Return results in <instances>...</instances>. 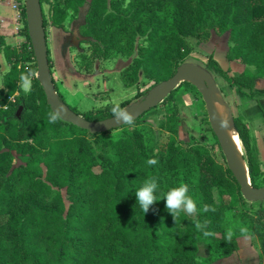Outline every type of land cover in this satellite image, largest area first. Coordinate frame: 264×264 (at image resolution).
Listing matches in <instances>:
<instances>
[{
	"label": "trees",
	"instance_id": "16d2710c",
	"mask_svg": "<svg viewBox=\"0 0 264 264\" xmlns=\"http://www.w3.org/2000/svg\"><path fill=\"white\" fill-rule=\"evenodd\" d=\"M42 1L39 0L40 9ZM65 1L76 12L85 0ZM161 1L170 7V24L161 19L150 26L145 23L143 27L142 17L137 23L144 31L146 27L150 28L146 38L150 55L136 62L141 61L142 67L156 65L160 69L155 83L174 73L177 53L186 46L182 36L223 24V28L236 31V44L245 50L243 60L254 57L259 61L258 66L256 72L246 68L228 75L215 61L212 65L228 85L247 89L248 96L252 97L254 80L264 70V0ZM113 4V0H88L81 33L99 39L109 28L107 25H114L109 38L117 37L119 31L126 35V30L130 29L126 25L130 14L119 12L122 16L112 11ZM128 6L126 4L124 10L127 11ZM21 12L24 16V9ZM138 12L140 10L132 15ZM41 18L44 28L42 9ZM24 35L28 40L26 26ZM112 44L114 41L109 46ZM28 48L21 56L28 67L20 71L16 64L18 53L5 44L0 35V56L8 62L12 56L16 58L3 73L0 83V205L7 209L16 207V212L11 211L9 215V227L5 232L8 243L0 249V264L7 256L11 258V264H218L214 263L217 258L229 256L236 243L234 235L231 240L227 239L223 213L242 200L229 170L214 164L208 157L202 158L198 147L181 146L172 139L157 151H151L143 144L137 128L124 130L127 124L119 127L123 130L120 133L109 130L90 134L66 121L48 123L50 109L35 77H32L30 92L23 93L20 89L21 74L28 70L35 73L29 40ZM226 58L232 59L229 55ZM47 65L49 71L48 58ZM51 83L56 90L52 78ZM11 96L14 101L21 98V123L10 117L16 106L9 100ZM56 96L64 102L58 92ZM38 101L40 103H36ZM7 104L10 105L8 109L2 108ZM126 104L127 100L120 103L121 107ZM112 106L108 104L81 112L68 107L84 119L94 121L111 116ZM140 116L134 123L140 122ZM231 120L246 152V127L235 117ZM85 134L100 143L102 152L98 156L103 161L99 172H92L87 163L88 158L92 159V151ZM9 150L27 157L23 165L14 167L6 176L11 161ZM149 159H156L158 163L150 166L147 164ZM41 162L46 166L45 179L51 184L73 185L82 181L75 189L68 187L71 203L64 217L60 214L63 206L58 195L52 196L50 201L38 195L48 189L39 178ZM246 163L250 185L260 187L253 179L247 157ZM150 178H155L158 183L155 195L159 201L144 213L137 203L136 191ZM182 184L188 185L192 197L202 201L194 218L180 214L174 220L166 209L164 198L170 189ZM212 187L217 189L219 198L226 200L223 205H211ZM21 188L23 194L17 195ZM205 205L215 210L204 212ZM238 217L242 228L247 229L244 233L258 238L264 264V207L252 214L243 212ZM195 220L206 223L205 230L215 235L205 237L203 231L196 229ZM199 241L208 248V254L200 260L194 257Z\"/></svg>",
	"mask_w": 264,
	"mask_h": 264
},
{
	"label": "rangeland",
	"instance_id": "374dc122",
	"mask_svg": "<svg viewBox=\"0 0 264 264\" xmlns=\"http://www.w3.org/2000/svg\"><path fill=\"white\" fill-rule=\"evenodd\" d=\"M133 2L132 5L131 0H113L114 8L112 11L121 12L124 15L130 14L126 25L132 30L131 32L130 29L128 32L126 30V35L119 31L120 34L114 39H112L114 35L112 38H109L108 35H111L115 29L114 25H107L109 28L104 31L99 39L96 36L81 33L88 0H85L76 12H73V8L67 5L65 0H43L41 2L45 19L44 32L49 72L51 76H54L55 89L56 84L62 85L60 91L54 90V93L58 92L68 106L74 107L80 112L97 109L107 103L118 102L120 104L124 100H127L125 106H128L137 103L139 98L144 96V91L155 84L160 69L156 65H144L142 67L141 61L139 64L136 62V60L143 58L147 59L150 55L146 41L150 28L146 27L144 31L143 28L138 27L137 23L141 21L142 17L143 27L145 23L146 26H150L154 21L161 19L162 22L165 21L170 24V7L161 0H134ZM126 4H129L127 11L124 10ZM11 7L16 13V33L19 40L10 47L14 48L18 55L17 59L12 56L9 62L3 55L0 56V83L1 75L8 70L10 63L15 59L20 71H23L27 66V63L21 60L23 50L29 49L28 40L24 35L25 16L21 12L24 9V0H11ZM107 9L110 10L109 7ZM138 10H140L138 14L132 15V12ZM221 25L215 24L203 31L195 30L189 35L182 36L186 46L177 53L178 60L173 69L175 71L179 65L187 64L204 71V81L210 85L213 93L225 105H223V111L220 112L226 111L225 114L230 112L231 119L235 117L245 125L248 148L245 152L241 146L240 153L245 164L244 172L248 176L247 157L253 172V179L261 187L264 182V158L261 156V151L264 150V140L258 139L255 133L251 136L248 127L251 126V129H256L264 126L263 119L254 121L257 115L262 114V112L264 114V70H261L259 76L254 80L252 97L248 96L247 89L239 90L235 86H230L219 76L212 65V61H215L228 75H235L246 68L256 72L257 62H259L254 57L244 61L245 50L236 44L237 36L234 34L236 31L230 27L223 28V24ZM138 29L142 30L143 33ZM111 39L112 41H110ZM113 41L115 44L109 46V43H113ZM228 55L232 59H227L226 56ZM20 89L25 93L21 85ZM9 100L14 101V98L11 96ZM14 103L16 106L12 109L13 112L17 105L22 106L21 98L19 97L18 101L16 100ZM8 106L10 105L7 104L2 108L8 109ZM13 112L10 117H12ZM17 120L21 123V112L20 119ZM139 121L133 125H126L124 130L131 131L134 127L137 128L143 144L151 151H157L172 139L181 146L198 147V153L202 158L208 157L214 164L226 167L224 155L208 125L201 96L191 83L179 82L156 106L144 112ZM120 129H113L112 132L120 133L123 131ZM84 137L89 140V149L92 151V159L88 158L87 163L92 172H99L103 161V158L98 156L102 152L100 143L94 142L87 134ZM103 149L108 152L107 149ZM9 152L11 161L5 172L6 176L12 172L14 167L23 165L27 157L18 155L13 150H9ZM38 169L40 170V180L48 185V189L38 193V195L47 201H50L52 196L58 195L63 206L60 214L62 217L66 216L67 207L71 203V190L68 187L75 189L76 185L82 181L76 179L77 184L69 185L62 182L54 185L45 179L46 166L43 162L39 163ZM22 189H19L17 195L23 194L21 193ZM189 195L191 196L190 192ZM192 198L197 207H200L202 200H197L194 196ZM209 199L211 205L216 207L223 205L226 201L219 198L215 187L211 188ZM235 205L224 211L223 220L225 232L231 231L234 235L236 248L229 256L217 258L214 263L263 264L260 258L261 250L258 238L246 235L241 231L243 228L238 215L243 212L252 214L258 208L264 207V200L248 201L242 197V200ZM11 211L15 213L16 207L7 209L0 205V237H2L0 249L5 248L8 243L5 232L9 227ZM181 214L185 218L196 216V214L194 216ZM207 254L208 248L202 241H199L194 252L195 259L200 260ZM2 264H11V258L7 256Z\"/></svg>",
	"mask_w": 264,
	"mask_h": 264
},
{
	"label": "water",
	"instance_id": "95a60500",
	"mask_svg": "<svg viewBox=\"0 0 264 264\" xmlns=\"http://www.w3.org/2000/svg\"><path fill=\"white\" fill-rule=\"evenodd\" d=\"M24 16L27 36L35 63L34 77L43 92L45 103L50 111L58 105L62 106L64 116L60 120L84 129L90 134L106 132L124 125L122 123L117 124L113 115L99 120L88 121L74 113L65 102L56 96L48 71L45 32L42 26L39 0H24ZM203 73L205 72L193 65L181 64L171 76L152 85L144 96L139 98L137 103L122 108L132 112L136 119L150 108L156 106L179 82L187 81L191 83L201 96L208 125L224 155L226 168L238 185L240 195L248 201H262L264 200V186L252 187L246 172L241 169L236 158L231 153L226 132L215 118L209 92L210 85L204 81ZM21 109L22 106L17 105L12 117L20 119Z\"/></svg>",
	"mask_w": 264,
	"mask_h": 264
},
{
	"label": "clouds",
	"instance_id": "9594fccd",
	"mask_svg": "<svg viewBox=\"0 0 264 264\" xmlns=\"http://www.w3.org/2000/svg\"><path fill=\"white\" fill-rule=\"evenodd\" d=\"M35 73L32 70H28L26 73H22L20 76V85L25 93L31 91L32 77ZM111 112L115 118L117 124L133 125L135 121L134 114L126 108H122L117 102L111 107ZM64 116V109L62 106H56L55 109L48 113V123H56ZM222 127H227V124L222 122ZM156 159H149L147 164L152 166L157 164ZM158 189V183L155 178L146 179L143 185L136 191L137 203L141 206L144 213H147L151 206H153L158 200L155 195ZM164 200L166 201V209L173 216L174 220L181 214L185 213L188 216H194L197 213V205L193 198L189 195V187L187 184H182L178 187L170 189ZM214 211L215 209L205 205L203 208L204 212ZM195 227L198 231H203L205 237L214 236L215 233L206 231V223H201L199 220H195ZM242 232H247V229H241ZM232 232L227 233V239H232Z\"/></svg>",
	"mask_w": 264,
	"mask_h": 264
},
{
	"label": "crops",
	"instance_id": "0c3cea01",
	"mask_svg": "<svg viewBox=\"0 0 264 264\" xmlns=\"http://www.w3.org/2000/svg\"><path fill=\"white\" fill-rule=\"evenodd\" d=\"M15 16H16V13L11 7V0H0V35H2L5 44L9 46H13L19 40V36L16 33L17 22L15 21ZM50 77L52 78V80L54 79V76H51V74H50ZM61 86H62L61 84H56V90L58 92L60 91ZM108 104H114V103H107L105 105H108ZM261 119L264 120L263 112L262 114L257 115L254 121L257 122ZM250 127L248 128H249V134L251 136L253 135V133H255L258 139L264 140V126L257 127V128L254 127L256 129H251ZM261 156L264 158V150L261 151Z\"/></svg>",
	"mask_w": 264,
	"mask_h": 264
},
{
	"label": "bare ground",
	"instance_id": "6f19581e",
	"mask_svg": "<svg viewBox=\"0 0 264 264\" xmlns=\"http://www.w3.org/2000/svg\"><path fill=\"white\" fill-rule=\"evenodd\" d=\"M204 75L205 73H203V77ZM209 92H210V97H211L212 104L214 107L215 118L220 125L222 124V122L227 124V127H222V128L226 132L229 148L231 150V153L236 158L238 165L241 167L242 170L245 171V164L240 156V153H241L240 141L233 127L230 112L229 114H225L226 111L224 113H221L220 111L221 110L223 111L224 109L223 102L213 93L211 88H209Z\"/></svg>",
	"mask_w": 264,
	"mask_h": 264
}]
</instances>
